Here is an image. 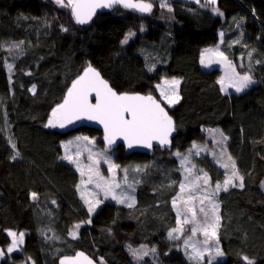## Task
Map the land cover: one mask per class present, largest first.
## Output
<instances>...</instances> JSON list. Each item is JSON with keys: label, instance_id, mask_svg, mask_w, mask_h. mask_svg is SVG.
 <instances>
[{"label": "trees", "instance_id": "trees-1", "mask_svg": "<svg viewBox=\"0 0 264 264\" xmlns=\"http://www.w3.org/2000/svg\"><path fill=\"white\" fill-rule=\"evenodd\" d=\"M146 1L152 11L145 16L118 7L85 27L70 7L53 0H0V264H60L80 250L100 264H196L185 240L168 236L177 223L173 200L184 178L176 154L207 142L205 131L215 128L227 137L243 187L234 180L235 186L217 195L224 255L213 264H245L244 256L264 264V0H167L171 11L161 0ZM103 18L123 21L125 36L134 33L126 44L123 35L100 68L114 89L161 101L156 86L162 77L181 79L180 100L173 106L161 101L178 133L172 150L155 148L145 162L128 159L122 146L110 148L136 186V202L128 207L105 201L89 223L81 190L61 174L62 143L77 131L45 125L72 81L89 65L96 68L90 53L100 44L97 25ZM216 45L231 61L250 58L256 83L242 93L221 91L220 69L200 66L202 53ZM78 132L100 144L104 139L97 130ZM197 154L191 159L198 170L213 184L224 182L217 161ZM9 231L24 233L12 252ZM142 245L156 251L136 260L129 246Z\"/></svg>", "mask_w": 264, "mask_h": 264}, {"label": "snow or ice", "instance_id": "snow-or-ice-1", "mask_svg": "<svg viewBox=\"0 0 264 264\" xmlns=\"http://www.w3.org/2000/svg\"><path fill=\"white\" fill-rule=\"evenodd\" d=\"M57 5L62 7H70L72 15L75 18L76 23L86 24L92 17L96 14L97 9L112 8L115 5H122L124 8L134 9L141 13H148L152 11L151 3H144L142 0L138 2H133V0H55ZM208 4H215L216 0H206ZM160 6L162 8H168L171 11V8L168 7L167 0H161ZM218 11L214 9V12ZM66 31V29H64ZM143 31V27H141ZM134 35V33L129 32L122 40L123 44L128 43L129 39ZM223 35V34H221ZM21 43H23L21 41ZM13 47L19 48V45H14ZM206 52L212 50H205ZM216 55L220 57L218 61H213L211 58L205 57L202 53L201 55V64L205 67L210 66L212 63H226L227 70L225 76L221 77L218 81L221 84V91H226L227 88H233L235 92L240 93L247 89L254 81L252 76L248 73L241 75L236 71L234 65L231 62L227 61V57L223 53L218 51V48L215 52ZM251 56V53H249ZM259 63V61H257ZM7 68L11 72L12 65L8 64ZM150 71L152 69H149ZM227 80V84H225ZM180 81L177 79L165 80L162 85L158 84L156 87L160 91V96L168 105H174L180 99L178 94V87ZM30 91L35 92V86H33ZM95 94V103H91L89 96ZM85 118L87 120L96 121L103 125L104 128V140L108 146H111L115 143L116 138H122L128 145L129 148L134 145H142L144 147H152V142L157 141L161 146L168 144L169 137L173 131H175V126L172 118L168 115L161 103L158 102L152 95H130L127 93L118 94L109 86L108 82L101 78L100 74L89 65L84 70V74L79 76L77 79L72 81V86L68 88L67 94L63 99V102L58 104L55 108L52 109L51 115L49 117L48 123L45 127H60L64 128L67 124H72L76 120ZM223 137V134L221 133ZM76 142L86 141L88 145L94 144L93 140H90L88 137H76ZM223 140H227V137H223ZM11 143V141H10ZM72 143L71 141L69 142ZM15 148V144L12 145ZM197 146L193 144V148ZM85 151L89 153V160H92L93 156H100L104 159L105 163L109 165V173L112 177L111 179L105 180L103 176L100 175L98 170L99 160L93 161L92 165L87 166L90 173L87 183H93L92 173L97 177L95 181V186L98 189L103 191L105 198L111 196L113 200H116L117 203H128V207H132L135 203L134 198L131 196H125L123 190L121 189V183L115 181V169L119 166L111 162L105 153H94L91 148L85 146ZM19 155V153H16ZM81 152L78 150L75 153L77 159L73 160L71 156L66 155L64 159H68L70 163H74L77 166V170L80 171L81 177L85 175L83 168L81 167L79 157ZM176 155H180L177 153ZM223 155V153H221ZM13 159L16 157L13 156ZM188 160L187 156L182 157L181 164L183 165ZM228 161L231 162L232 173L231 175H226L224 180V190L227 191L229 185L235 186L233 183L234 180H240V187H243V178L239 176L238 172L235 170V162L232 161L231 156L228 157ZM194 167V166H193ZM222 167L228 168L229 164L225 163ZM141 171V169H137ZM187 172L191 173V168L186 169ZM202 176L198 175L195 177V181L190 184L189 187V199L184 203L187 206L189 201L194 199L192 196V189L202 190L203 196L200 198V204L203 205L205 201H208L211 204V213L206 211L204 207L199 208V215L197 213L195 205L188 207V212H191V218L187 215H183L177 210V227L172 229L169 233V239H179V235H174L176 233L183 234L185 232L182 225L192 224L191 228L192 236H196L197 233L202 234L205 239L202 244H198L193 241L191 238L184 241L186 254L189 255L191 261H195L196 264H203L205 257L207 256V264H213V260L216 257H222L224 253L219 247V239L217 236V229L219 228V216L217 211L219 205L214 203V197L216 193L221 190V185L219 183L215 186V191L209 192L207 186L210 185V179L207 173H203ZM124 183H127V169H124ZM203 180L205 185L204 189H200L199 181ZM81 183H85L84 180H81ZM186 186H189L188 177L185 176V181L180 184V192L184 193ZM132 191L134 188L131 184L128 185ZM79 188V185H78ZM117 189H121L117 193ZM36 193H32V198H36ZM180 194H178L179 198ZM83 198V196H82ZM55 203V201H53ZM101 203L100 200H96L93 203L90 200L85 199V204H87L89 212V223L91 222V213L95 211L96 206ZM173 205H176V199L173 200ZM200 217H203L201 220ZM75 228H79V225H75ZM8 235L12 237V243L8 248V252L14 251L18 245L23 243L24 233H20L19 237L15 232L9 231ZM70 235L75 238V232H70ZM191 248V253L187 252L188 248ZM129 250L133 257L136 260L142 259L143 256L149 254V251L155 253L156 249L152 248L147 250L145 246H141V249H132L129 246ZM4 253L0 251V256ZM78 257H84V254L78 252ZM77 258L64 257L60 264H78ZM85 260H88L87 257H84ZM245 261V264H254V262L249 259L247 256L242 257ZM88 264H92L88 260ZM102 264V262H101Z\"/></svg>", "mask_w": 264, "mask_h": 264}, {"label": "rangeland", "instance_id": "rangeland-1", "mask_svg": "<svg viewBox=\"0 0 264 264\" xmlns=\"http://www.w3.org/2000/svg\"><path fill=\"white\" fill-rule=\"evenodd\" d=\"M214 9H216V8H214ZM215 13H217V11H215ZM98 23L99 24L97 25V28L100 30V32L102 34V36L100 38V44L97 47L92 48L90 54L94 58V65L96 67H101L102 64L104 63V61L107 59L109 53L116 49L117 44L122 40L123 35L125 36L126 25L123 21L117 20V19H112V18H103V19L99 20ZM217 48H218L219 52L223 53L224 56L227 57L225 55V53L221 50L220 45H216V46L206 48V50H212L209 52L204 51L203 54L205 55L206 59L211 58L213 61H218L220 59V57L215 54ZM227 61L231 62V64L235 66L236 71L238 73H240L241 75L248 73L252 76V79L254 82L249 87H251L252 85H254L256 83V79L254 77L256 66L250 58L240 56L237 60L231 61L227 57ZM200 66L204 70H209L212 68L220 69V72H221L220 78L225 76V72L227 70L226 63H212L210 66L205 67L204 65L201 64V59H200ZM220 78H219V80H220ZM173 79H177L181 83V79L177 76H163L161 79V82L158 84L162 85L163 81L173 80ZM225 84H227V80H225ZM179 88H180V84L178 87V94L180 97ZM247 89H245V90H247ZM244 91H242V92H244ZM158 92H159V96H160V91L158 90ZM224 92L225 93H237V92H235V90L233 88H227V90ZM242 92H240V93H242ZM160 99H161V101H163L161 96H160ZM163 102L166 103L165 101H163ZM168 106H170V105H168ZM171 106H173V105H171ZM221 133H222L221 130L218 128L206 130L205 134L207 136V142H205L203 144H195L197 146L196 148L192 147L187 152L180 153V155L178 156L180 164H181L182 157H184V156L188 157V160L183 165L181 164V166H182V171L184 174V178H183L182 182L185 181V176H187L189 186H186L184 193L180 192L179 198L178 197L176 198V205L174 206L176 213H177V210H179L180 213L182 214V216L187 215L190 219L191 218V212H188L187 209H188V207H190L192 205H195L198 215H199V208L200 207H204L206 211H209V213H211V204L208 201H205L203 205L200 204V198L204 194L202 190L192 189V196L194 197V199L189 201V204L187 206L185 205L184 202L189 199L190 184L195 181L196 176H198V175L202 176V172L200 170H198L195 162H193L191 159V157L196 155V153H198L197 155H199L201 153L209 154L211 157H213L217 161V163L222 168V170L226 173V175H229V176L231 175L233 169L231 166V162L228 161L229 154H228L226 147H225V140H223V137H225V136L223 135V137H222ZM85 136L88 137L90 140H93L94 144L88 145L86 141H80L78 143L76 142V139H75L76 137H85ZM70 141L72 142L71 144L69 143ZM62 145L64 147V157L66 155H69V156H71V158L73 160L77 159V157L75 156V153L77 152L78 147H79V150L81 152V155L79 157V161H80L81 167L83 168V170L85 172V175L82 178L80 171L77 170L76 164L70 163L68 159H64V165H62L61 174L66 179L70 180L74 185H76V186L79 185V189L81 190V192L84 196V199L90 200L93 203H95V201L97 199L101 201V203H99L96 206L95 211L105 201L117 203L116 200H113L111 198V196H108V198H105L103 191H101V189L96 188L95 181H96L97 177L94 175V173H92L94 182L93 183H87L89 175H90L87 166L92 165L93 161H95V160H99L98 170H99L100 175L103 176L105 180L111 179L112 177L110 176V173H109V165L107 163H105V161L102 157L93 156L92 160H89V158H88L89 153L84 150L85 146H87L88 148H91L92 152H94V153L103 152V153H105V155L108 158H110L111 162L116 165L114 158H113V155L109 151L110 148L112 147V145L108 146L104 139L102 140V144H100V142L97 141L96 136H88V135L80 133L78 131L74 132V137L68 139L67 141H64L62 143ZM221 153H223V155H221ZM127 158L130 160L138 161V162H145L149 159V156L147 154H143V153H133V154L127 156ZM232 161H234V160L232 159ZM225 163L229 164L228 168L222 167V165ZM189 168H191V173L186 171V169H189ZM235 169H236V164H235ZM124 176H125L124 169H120V168L115 169V181L121 183V189L123 190L124 195L133 197L134 201L136 202V196H135L136 186L134 183L131 182V178L128 174H127V176H128L127 183H124ZM82 179L85 182L83 184L81 183ZM198 183H199L200 189L205 188V185L203 184V180H200ZM129 184L132 185V187L134 188V191H132V189H130L128 187ZM216 184H213L210 181V185L207 186V190L209 192L215 191ZM219 184L221 185V190L218 193H220L224 189V187H223L224 182H221ZM121 189H117V193H119L121 191ZM218 193H216V195L214 197V203L219 205V202L217 199ZM128 203H131V201L129 200L126 203H119V204L127 206ZM219 208H220V205H219ZM219 208L217 211L218 216L220 213ZM95 211L92 212V214H94ZM200 218H201V220L203 219V217H200ZM176 227H177V223H176L174 228H176ZM182 227H184L185 232L183 234L176 233L174 235H179L180 238H183L184 240L191 238L193 241L197 242L198 244L203 243L205 237L202 234L197 233L196 236H192V232H191V228L193 227L192 224L182 225ZM217 236H218V231H217ZM17 237H19V234H17ZM23 239H24V237H23ZM189 249L191 250L190 247H189ZM206 258H208V257L206 256ZM221 258L222 257H216L214 260H219Z\"/></svg>", "mask_w": 264, "mask_h": 264}, {"label": "water", "instance_id": "water-1", "mask_svg": "<svg viewBox=\"0 0 264 264\" xmlns=\"http://www.w3.org/2000/svg\"><path fill=\"white\" fill-rule=\"evenodd\" d=\"M53 1H55V0H53ZM133 2H138V0H133ZM142 2H144V3H149V2H147L146 0H142ZM121 8V9H123V10H126V11H129V12H131V13H133V14H136V15H138V16H145V15H147L148 13H150V12H148V13H141V12H138V11H136V10H134V9H130V8H124L122 5H115V6H113L112 8H105V9H97L96 10V14L92 17V20H90L88 23H86V24H80L81 26H89V25H91L93 22H94V20H95V18L98 16V15H100V14H107V13H110L112 10H114L115 8ZM72 12V11H71ZM75 19V18H74ZM92 68H94L99 74H100V76H101V78L102 79H104L105 81H107L108 82V84H109V86L110 87H112L111 86V84H110V82L108 81V80H106L105 78H104V76L102 75V73H101V71H100V68L101 67H92ZM84 74V72L81 74V75H83ZM113 88V87H112ZM113 90L114 91H116L118 94H123V93H127V94H130V95H135V94H139V95H145L146 96V94H143V93H128V92H118L116 89H114L113 88ZM89 100H90V102L91 103H95V94L94 93H92L90 96H89ZM158 102H160L161 103V107H163L164 109H165V111L168 113V115L170 116V114H169V112H168V109L166 108V106L161 102V101H159V100H157ZM174 126H175V131H173L172 132V134L170 135V137H169V143L168 144H166V145H164V146H161L160 144H159V142H157V141H153L152 142V147H150V148H148V147H144V146H142V145H134L133 147H131V148H129L128 147V145H127V143L122 139V138H119V137H117L116 138V141H115V143H113L112 144V147L113 148H118L119 146H122L123 148H124V152H125V155L126 156H129V155H131V154H133V153H143V154H147L148 156H151L152 154H153V152H154V150H155V148H160L161 150H172L173 149V138L177 135V129H176V124L174 123ZM67 131H69V132H73V131H78V130H80V129H83V128H88V129H92V130H97V131H99V132H101V134L103 135V137H104V128H103V125L102 124H100V123H98V122H96V121H91V120H87V119H85V118H82V119H80V120H76L74 123H72V124H67L65 127H64ZM78 252H81V253H83L84 254V257H87L88 258V260H90L91 262H92V264H100V263H98L92 256H90L89 254H87V253H85V252H83V251H78ZM78 252H76L74 255H72V256H65V257H70V258H77V253ZM84 257H78L77 258V260H78V264H88V260H85L84 259ZM64 258V257H63ZM62 258V259H63ZM61 259V260H62Z\"/></svg>", "mask_w": 264, "mask_h": 264}]
</instances>
